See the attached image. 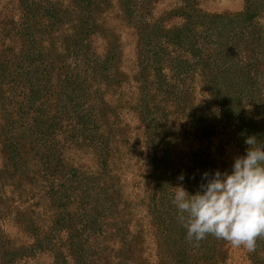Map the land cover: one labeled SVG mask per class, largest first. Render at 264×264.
<instances>
[{"label": "rangeland", "instance_id": "1", "mask_svg": "<svg viewBox=\"0 0 264 264\" xmlns=\"http://www.w3.org/2000/svg\"><path fill=\"white\" fill-rule=\"evenodd\" d=\"M244 7L245 0H0V264H5L2 250L22 247L28 248L27 256L12 264H63L62 257L66 264H264V237L257 238L253 252L212 235L190 241L175 206L170 204L168 214L158 199L153 202L145 168L150 151L137 106L140 53L148 59L160 52L163 37L181 28L186 16L238 15ZM260 21L264 26V14ZM80 60L97 70L96 77L78 105L60 111V98L69 94L63 80L72 76L75 87L74 76L84 67ZM198 74L174 92H181L185 102L181 117L198 114L210 141L204 148L185 142L183 122H175L174 115L161 132L169 134L175 153L170 184H182L189 194H194L184 184L189 173L200 184L203 172L230 171L234 157L248 148L202 89ZM148 95L151 103L155 93ZM89 104L99 120V128L89 127L90 139L108 136L113 142L107 164H99L89 142L63 147L65 139L76 136L71 118ZM53 115L51 130L40 134V118ZM61 128L68 133L60 135ZM8 142L19 149V173L8 168L2 147ZM49 146L53 149L46 151ZM181 173L183 181L177 179ZM85 189L89 204H103L93 231L84 227ZM63 196L66 207L56 208L53 200ZM170 217L176 222L169 223Z\"/></svg>", "mask_w": 264, "mask_h": 264}, {"label": "trees", "instance_id": "2", "mask_svg": "<svg viewBox=\"0 0 264 264\" xmlns=\"http://www.w3.org/2000/svg\"><path fill=\"white\" fill-rule=\"evenodd\" d=\"M262 13L264 14V0H245L244 10L238 15H201L198 13V15L186 16L184 17L186 22L181 28L170 30L163 37L164 47L160 52H153L148 59H145L143 55L141 59L140 53L141 71L137 80L140 84L137 106L146 128V142L150 151L145 168L147 179L153 184V202L154 198L158 199L160 208L168 214L172 212L170 204L173 186L170 183L173 180L172 165L175 163V153L172 151L169 134L164 135L161 132L169 124V115L176 116L175 122H183L185 142L197 141L201 148H204L211 139V133L198 122V114L190 113L181 117L180 110L185 102L180 97L181 92H174V88L181 91V88H185L198 72V76L202 79V89L220 108L227 123L232 126L230 127L233 132L243 139L247 136H255L259 144H264V36H262L264 26L260 21ZM79 63L84 67L79 69V73L74 76L75 87L71 86L72 76L66 75L63 80L62 88L68 86L65 94H69L67 100L60 98L58 102V106L61 107L60 111L67 105H78L75 101L79 102L81 97L85 98L88 95L90 85L86 86V84L96 77L95 68H91L82 60ZM69 86L72 88L70 92H68ZM77 87L78 91H76ZM33 89L34 87L30 86L28 91L32 92ZM149 90L155 93L151 103L148 101ZM35 92L33 91V95ZM158 105H161L162 109L155 108ZM171 109H173L172 112ZM83 110L71 118L73 121L71 129L76 136L71 140L65 139L63 147L67 144L72 146L78 143L80 145V141L82 144L89 142L98 155L99 164H107V157L113 149V142L108 136H103L106 141L90 139L89 133L92 130L89 127L99 128L97 111L96 107H91L90 104ZM55 118L54 115L48 120L41 117L39 133L47 134L52 127L48 123L49 121L54 122ZM183 118L185 120H182ZM36 119L37 116L31 118L34 123ZM67 133L66 128L59 134ZM2 147L8 161V168L19 173L21 168L19 149L11 142L2 144ZM53 147L49 146L46 151ZM158 149L161 152L160 157L157 155ZM197 157L201 162L210 165L208 158ZM192 162L193 167L196 168L198 162L195 158ZM194 179L195 175L189 173L187 180H184L188 190L193 193L199 188V184L194 183ZM89 197L88 190L85 189L82 192V210L86 218L84 227L93 231L98 226L97 221L101 216L103 204L99 200L95 201V204L90 201L89 204ZM66 201L67 198L63 196L53 200L52 203L56 208H65ZM153 208L156 210L159 206L154 204ZM3 212L4 204L0 202V213ZM173 222H176L175 218L170 217L169 223ZM165 236L168 240L173 238L169 231H166ZM172 250L171 247L170 251ZM2 253L5 256L3 258L5 264H12L27 256L28 248L2 250ZM62 259L63 262L60 260V263L66 264V259L64 257Z\"/></svg>", "mask_w": 264, "mask_h": 264}, {"label": "clouds", "instance_id": "3", "mask_svg": "<svg viewBox=\"0 0 264 264\" xmlns=\"http://www.w3.org/2000/svg\"><path fill=\"white\" fill-rule=\"evenodd\" d=\"M244 143L248 148L234 157L231 170L203 172L194 194L182 184L172 187L171 203L188 240L212 235L253 252L264 237V144L255 136ZM177 179L183 181V173Z\"/></svg>", "mask_w": 264, "mask_h": 264}]
</instances>
